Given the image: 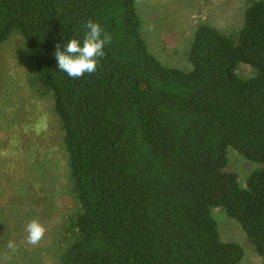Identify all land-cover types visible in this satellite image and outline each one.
Masks as SVG:
<instances>
[{
	"label": "trees",
	"instance_id": "1",
	"mask_svg": "<svg viewBox=\"0 0 264 264\" xmlns=\"http://www.w3.org/2000/svg\"><path fill=\"white\" fill-rule=\"evenodd\" d=\"M247 3L237 39L197 26L185 72L149 52L136 0H0V47L14 32L24 42L27 84L51 102L73 199L45 222L39 182L56 175L27 136L24 167L16 151L0 168V257L30 264L24 228L37 219L56 264H239L242 247L211 215L221 207L264 264V0ZM89 19L112 41L95 73L73 79L55 45L82 38ZM240 64L253 75L240 77ZM231 149L262 166L243 185L227 170Z\"/></svg>",
	"mask_w": 264,
	"mask_h": 264
},
{
	"label": "rangeland",
	"instance_id": "2",
	"mask_svg": "<svg viewBox=\"0 0 264 264\" xmlns=\"http://www.w3.org/2000/svg\"><path fill=\"white\" fill-rule=\"evenodd\" d=\"M247 4V0H136L135 6L140 33L149 52L163 66L187 72L192 69L188 56L197 26L209 24L237 39ZM28 65L24 42L18 32H14L0 47V168L8 161L7 153L16 151H20L24 167L26 150L31 147L26 137L35 138L43 148V160H49L50 166L52 162L56 175L53 178L45 174L39 182L42 183V197L52 205L45 217V222H48L72 211L73 199L65 189L69 170L61 148L57 119L52 113L50 100L39 98L28 86ZM253 73V69L244 64L237 68V74L243 78H249ZM261 167L243 160L232 149L228 151L227 170L236 174L242 185L251 173ZM48 172L51 173V169ZM211 215L217 223L221 239L236 242L242 247L244 257L239 264H263L238 222L229 218L221 207L212 208ZM41 246L48 248L41 240L33 247L37 252L25 261L30 264H56L54 253L42 252ZM0 264H8V259L0 257Z\"/></svg>",
	"mask_w": 264,
	"mask_h": 264
},
{
	"label": "clouds",
	"instance_id": "3",
	"mask_svg": "<svg viewBox=\"0 0 264 264\" xmlns=\"http://www.w3.org/2000/svg\"><path fill=\"white\" fill-rule=\"evenodd\" d=\"M81 27L84 29L82 38L71 37L63 45H55L58 70L73 79H79L85 73H95L97 65L105 57V46L112 41L111 34L104 31L98 22L89 19ZM24 231L25 242L37 246L44 238L46 228L37 219H32L25 225ZM17 247L15 241L8 240L6 248L11 253H15Z\"/></svg>",
	"mask_w": 264,
	"mask_h": 264
}]
</instances>
